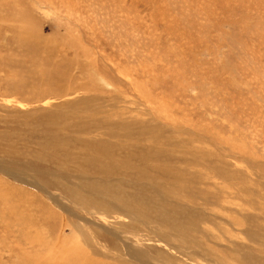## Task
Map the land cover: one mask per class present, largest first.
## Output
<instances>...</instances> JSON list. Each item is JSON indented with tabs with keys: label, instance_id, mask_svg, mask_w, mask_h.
<instances>
[{
	"label": "rangeland",
	"instance_id": "374dc122",
	"mask_svg": "<svg viewBox=\"0 0 264 264\" xmlns=\"http://www.w3.org/2000/svg\"><path fill=\"white\" fill-rule=\"evenodd\" d=\"M0 264H264V0H0Z\"/></svg>",
	"mask_w": 264,
	"mask_h": 264
}]
</instances>
